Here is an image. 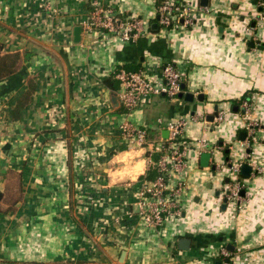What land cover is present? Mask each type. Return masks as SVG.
I'll list each match as a JSON object with an SVG mask.
<instances>
[{
  "label": "crops",
  "instance_id": "crops-1",
  "mask_svg": "<svg viewBox=\"0 0 264 264\" xmlns=\"http://www.w3.org/2000/svg\"><path fill=\"white\" fill-rule=\"evenodd\" d=\"M107 1L122 14L142 15L146 34L124 41L81 29L75 41L74 28L91 9L86 0H0V52H31L21 70L0 82V264H225L222 247L232 252L229 264H264L259 0H167L196 7L192 25L169 26L158 21L162 0ZM168 62L184 73V91L194 99L153 95L125 109L115 72L143 69L161 81ZM27 89L28 102L18 106ZM244 98L262 125L251 150L263 170L242 173L246 189L238 208L221 190L232 179L230 165L248 150ZM216 105L223 118L210 121ZM181 117L188 120L180 136L188 165L170 177L172 186L185 181L181 212L156 228L141 217L137 192L154 174V144L168 136L158 119ZM125 122L145 127L147 143L130 144ZM204 151L211 152L209 165L202 164ZM182 237L189 238L187 247L180 246Z\"/></svg>",
  "mask_w": 264,
  "mask_h": 264
},
{
  "label": "built area",
  "instance_id": "built-area-1",
  "mask_svg": "<svg viewBox=\"0 0 264 264\" xmlns=\"http://www.w3.org/2000/svg\"><path fill=\"white\" fill-rule=\"evenodd\" d=\"M91 9L87 17L82 19L81 27L84 32L91 33L95 30L109 33L119 37L124 41L136 40L147 32L145 19L139 14H122L115 7V2L107 0H86ZM260 5H264L263 0H259ZM194 5L187 2H171L167 0L160 1L156 6L159 15L158 21L165 26L174 23H183L184 25L193 24ZM163 80L156 81L148 77L143 69L128 70L121 68L115 72V77L120 80L122 90L120 91V100L125 109L130 110L136 105L148 101L153 95L165 94L173 97L182 90L184 73L172 62L163 66ZM242 109L245 117L246 138L243 142L248 150L245 157L230 165L231 181L221 190V194L228 201L236 203L238 208L243 205L246 189L245 181L242 177V168L245 163L251 165L255 172L262 171L263 168L252 160V145L258 142V131L261 129V122L254 115L253 105L249 98L242 100ZM224 110H220L215 116L216 119L223 118ZM159 124L165 125L168 130V136L158 144H154L152 153H159L158 157L153 159L152 153L149 156V162L153 165L154 174L144 178L138 189L139 213L149 226H162L165 216L168 214L180 213L181 207L179 196L185 187V181L179 179L175 185L170 184V177L173 172L180 173L188 165L187 151L182 146L181 134L188 123L186 118H179L164 121L159 118ZM125 137L133 145H144L147 143V129L137 127L131 122H125L122 125ZM202 145L209 146L206 138L199 139ZM252 172V171H251ZM231 251L222 247L219 255L225 264H229Z\"/></svg>",
  "mask_w": 264,
  "mask_h": 264
},
{
  "label": "trees",
  "instance_id": "trees-1",
  "mask_svg": "<svg viewBox=\"0 0 264 264\" xmlns=\"http://www.w3.org/2000/svg\"><path fill=\"white\" fill-rule=\"evenodd\" d=\"M30 56H31V52L28 51L24 52L23 54L20 51L5 52V53L0 52V82L10 77L11 75L17 73L19 70H21L23 64L25 62H28ZM106 81L112 88H117V79H115L114 77H109L106 79ZM30 89H27V91L24 93L23 97L18 103V106H23L26 104V102H28L32 92ZM13 206L14 204L10 205L9 208H12ZM44 264H48V263H44ZM52 264H94V263L91 261H84V260H68L64 263L52 262Z\"/></svg>",
  "mask_w": 264,
  "mask_h": 264
},
{
  "label": "water",
  "instance_id": "water-1",
  "mask_svg": "<svg viewBox=\"0 0 264 264\" xmlns=\"http://www.w3.org/2000/svg\"><path fill=\"white\" fill-rule=\"evenodd\" d=\"M263 2H264V0H263ZM201 3L203 5H207L208 4V0H201ZM259 11L262 12V13L264 12V5L260 6ZM158 17H159V15H158ZM153 26H158V23L154 22ZM81 29H82L81 25H76L75 26V28H74L75 41H79L81 39ZM252 44H253V42H252ZM182 87H183V90L179 93V96H185V98H187L189 100H193L194 97H195L194 92L184 91L185 87H186L184 83L182 84ZM198 98L201 99V100L204 99L203 93H199L198 94ZM215 109H216L215 113L211 114L210 117H209L210 121H213L214 117L218 114V112H217L218 111V105L215 106ZM242 134H243V137H244L246 132L242 131ZM210 159H211V152L210 151H204L202 153V155H201L202 164L203 165H209ZM215 166H216L215 164H212V167H215ZM251 171H252L251 165L248 164V163H245L243 165V168H242V173L248 176V175H250ZM244 193H245V189H243L241 191L242 195ZM225 200H227V198H225ZM188 242H189V238H184V237H182L180 239V241H179L181 247H187L188 246L187 245ZM125 253H126L125 251L122 252L121 258H120L121 260L124 259ZM216 264H221V261L218 260L216 262Z\"/></svg>",
  "mask_w": 264,
  "mask_h": 264
},
{
  "label": "rangeland",
  "instance_id": "rangeland-1",
  "mask_svg": "<svg viewBox=\"0 0 264 264\" xmlns=\"http://www.w3.org/2000/svg\"><path fill=\"white\" fill-rule=\"evenodd\" d=\"M181 140H182V139H181ZM155 154H156V153H155ZM155 154H154L153 159L157 158V157H156L157 155H155ZM231 178H233V177H231ZM48 264H52V263H48Z\"/></svg>",
  "mask_w": 264,
  "mask_h": 264
}]
</instances>
